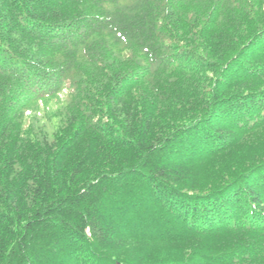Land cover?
Returning a JSON list of instances; mask_svg holds the SVG:
<instances>
[{
	"label": "trees",
	"instance_id": "1",
	"mask_svg": "<svg viewBox=\"0 0 264 264\" xmlns=\"http://www.w3.org/2000/svg\"><path fill=\"white\" fill-rule=\"evenodd\" d=\"M0 264H264V0H0Z\"/></svg>",
	"mask_w": 264,
	"mask_h": 264
}]
</instances>
